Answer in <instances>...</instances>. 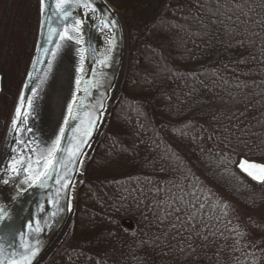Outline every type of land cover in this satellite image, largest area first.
Masks as SVG:
<instances>
[{"label": "trees", "instance_id": "16d2710c", "mask_svg": "<svg viewBox=\"0 0 264 264\" xmlns=\"http://www.w3.org/2000/svg\"><path fill=\"white\" fill-rule=\"evenodd\" d=\"M109 1L126 69L52 264H264V183L236 168L264 162V0Z\"/></svg>", "mask_w": 264, "mask_h": 264}, {"label": "water", "instance_id": "95a60500", "mask_svg": "<svg viewBox=\"0 0 264 264\" xmlns=\"http://www.w3.org/2000/svg\"><path fill=\"white\" fill-rule=\"evenodd\" d=\"M85 2L72 0L71 6L64 8L71 13L65 18L58 7L59 0H43V6L38 0L34 49L0 143V215L5 217L0 220V264L27 255L25 245L38 249L31 264H46L59 246L75 216L88 163L120 95L128 57L124 15L109 0H87L95 11L82 7ZM77 21L83 22L80 32H71L70 26ZM112 21L115 23L103 27L105 22ZM65 28L82 43L75 39L61 40ZM2 89L0 74V97ZM17 107L21 108V119L17 122L21 131L13 128ZM61 129L64 130L61 147L67 151L57 153L61 159L56 166L59 175L49 179L47 187L39 183L29 186L31 180L24 182L28 173L21 172L19 176L12 173L10 166L14 160L22 154L32 155L21 151L18 140L36 149L33 155L36 159V155L46 153L53 145ZM77 148L80 155L72 156ZM242 161L248 162L245 167L255 175L261 171L249 165L264 162L241 156L236 163L241 174L263 184L240 167ZM6 180L8 183H4ZM65 183L66 188L62 186ZM37 226L41 231L33 230Z\"/></svg>", "mask_w": 264, "mask_h": 264}, {"label": "snow or ice", "instance_id": "6c2138e0", "mask_svg": "<svg viewBox=\"0 0 264 264\" xmlns=\"http://www.w3.org/2000/svg\"><path fill=\"white\" fill-rule=\"evenodd\" d=\"M41 4L43 6V0H41ZM72 0H59L58 7L63 12L64 17L67 18L71 15V13L64 11V8L66 5L71 6ZM77 6L79 3H77ZM85 9H91L92 11H95V9L92 8L91 3L86 2L82 5ZM82 21H77L74 25H71V32L79 33L80 32V25L82 24ZM109 23H115L112 22H105L103 24L104 28L109 27ZM61 40L66 41H72L76 40L77 43H82L81 40L77 39L75 36L71 35L68 28H65L63 31V34L60 36ZM80 81H77V84H79ZM23 96L21 97V103H23ZM73 103H75V97L73 98ZM29 106H31V101H29ZM69 112L71 113V105H69ZM26 116V114H25ZM21 119V108L17 107L16 109V118L13 120V128H16L17 131H21V129L17 128V122ZM67 123V121H65ZM30 131V130H26ZM64 135V130H60V135L57 137L53 145L47 149V152L41 151L38 155H36V159H33V155L36 154V149L28 148V145L23 140H18L17 143L21 145V151H27L32 153V155H20L19 159H16L11 164V171L13 174L19 176L21 172L28 173V175L25 178V183H28L29 180H31V184L29 186H32V184L39 183L41 187H47V181L49 179H53L54 176H58L59 173L56 171V166L61 163L60 157H58V152H64L67 151L66 149H63L61 147V139ZM72 156H78L80 155V149L77 148L71 153ZM248 164L246 161H242L240 164V167L248 172L250 176H252L254 179L258 181L264 182V165H256V164H250L249 167L256 168L261 171L260 175H255L253 172L248 171V168L245 167V165ZM57 183H60V180L57 179ZM4 183H8V181H4ZM63 187H68V184L65 183L62 185ZM49 203H52V201H49ZM0 212H2V209H0ZM55 215V213H53ZM5 217L4 215H0V220H3ZM28 227L32 229V224H29ZM36 232L41 231L39 226H37L35 229H33ZM27 255H22L19 260H11L9 264H31V260L33 257L36 256L38 249H33L29 245L24 246Z\"/></svg>", "mask_w": 264, "mask_h": 264}, {"label": "flooded vegetation", "instance_id": "af4514ba", "mask_svg": "<svg viewBox=\"0 0 264 264\" xmlns=\"http://www.w3.org/2000/svg\"><path fill=\"white\" fill-rule=\"evenodd\" d=\"M37 6L38 0H0V64L6 62L8 56L22 63L23 56L27 58L32 51L34 24L38 25ZM3 92L4 83L0 104Z\"/></svg>", "mask_w": 264, "mask_h": 264}, {"label": "rangeland", "instance_id": "374dc122", "mask_svg": "<svg viewBox=\"0 0 264 264\" xmlns=\"http://www.w3.org/2000/svg\"><path fill=\"white\" fill-rule=\"evenodd\" d=\"M6 60H7L6 62H3L0 64V73H2L4 76V80H3L4 92H3V98H2L3 101L0 104L1 112L4 111V108L6 107L5 105L7 104L5 103L4 105V102L9 100V97L12 96L13 94H14L13 102L15 101L16 94H17L18 87H19L18 80H19L20 72L24 68V61L26 60V57L23 56L22 63H20V61L10 60L9 56ZM10 92L12 94H10ZM6 97L8 98L6 99ZM12 106L13 105H11V109H12Z\"/></svg>", "mask_w": 264, "mask_h": 264}]
</instances>
